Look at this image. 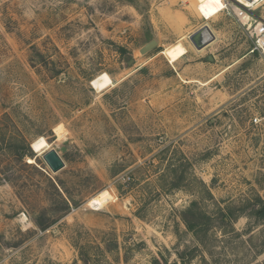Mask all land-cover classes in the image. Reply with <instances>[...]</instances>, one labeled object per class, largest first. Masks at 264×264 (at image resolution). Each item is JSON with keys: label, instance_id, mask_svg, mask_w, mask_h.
I'll list each match as a JSON object with an SVG mask.
<instances>
[{"label": "rangeland", "instance_id": "1", "mask_svg": "<svg viewBox=\"0 0 264 264\" xmlns=\"http://www.w3.org/2000/svg\"><path fill=\"white\" fill-rule=\"evenodd\" d=\"M224 1L216 15L217 0H0V119L14 123L0 133V264H173L195 245L193 202L212 215L264 201V56ZM250 9L264 20V0ZM205 25L220 43L198 50ZM175 45L187 54L170 64ZM234 229H212L192 264L261 263L264 221Z\"/></svg>", "mask_w": 264, "mask_h": 264}, {"label": "trees", "instance_id": "2", "mask_svg": "<svg viewBox=\"0 0 264 264\" xmlns=\"http://www.w3.org/2000/svg\"><path fill=\"white\" fill-rule=\"evenodd\" d=\"M8 123L11 125V127H14L12 118L9 115L5 114L0 119V133L2 132V129L9 126ZM22 143H24V141ZM1 151L3 150L0 147V152ZM27 151L30 152L29 145H27V147L25 146V149L20 146L14 151L13 154L16 158H22L26 155ZM251 201L248 200V202L252 204V209L248 211V213L244 214L243 208H240L235 212L228 206L225 208H221L220 206H218L216 212L212 215L205 211L197 209L196 203L193 202L190 207L183 212L182 220L188 232L192 234L195 240V245L190 248L186 247L185 249L176 252L177 260L173 262V264H192V261L197 258L196 255L198 253L201 254L202 251L204 253L205 250H207L206 248H208L209 246L208 243H210L211 241L209 235H213L211 234L213 231H218V233L222 235V238H225V236L230 233L234 234V223L240 217L246 216V218L253 219L255 221H264V201L260 197H257L256 201ZM212 229L213 231H211ZM247 231H250L249 234L253 232L251 230V224L248 225ZM217 240L218 238L214 236L213 241ZM256 250L257 256L264 254V248L260 247V249ZM198 257H200L202 263L206 262L204 256L199 255ZM151 264H167V262L164 261L161 257V259H153ZM257 264H264V260L261 263Z\"/></svg>", "mask_w": 264, "mask_h": 264}, {"label": "bare ground", "instance_id": "3", "mask_svg": "<svg viewBox=\"0 0 264 264\" xmlns=\"http://www.w3.org/2000/svg\"><path fill=\"white\" fill-rule=\"evenodd\" d=\"M196 1L199 4H204L207 0H196ZM259 1L261 0H250L249 2H247L246 0H237L236 3L237 5H241L244 7H256V4ZM216 6H217L216 15H218L225 8L224 0H219L218 4L216 3ZM235 7L236 6L233 5L232 9H234ZM208 40H209V34L206 31H203L200 34V37H198V41L200 43L208 41ZM161 54L168 60L170 64H173L177 62L179 59H181L182 57H184L187 54V51L182 46L175 45L171 48L165 49L164 51L161 52ZM111 200H112V197L110 196L108 191L106 190L100 191L97 194V196L91 201V207L94 210H101Z\"/></svg>", "mask_w": 264, "mask_h": 264}, {"label": "built area", "instance_id": "4", "mask_svg": "<svg viewBox=\"0 0 264 264\" xmlns=\"http://www.w3.org/2000/svg\"><path fill=\"white\" fill-rule=\"evenodd\" d=\"M224 4L226 8L225 1ZM235 6L233 9L235 18L248 31L250 38L254 41L255 50L264 56V20L256 18L251 7H244L237 3Z\"/></svg>", "mask_w": 264, "mask_h": 264}, {"label": "water", "instance_id": "5", "mask_svg": "<svg viewBox=\"0 0 264 264\" xmlns=\"http://www.w3.org/2000/svg\"><path fill=\"white\" fill-rule=\"evenodd\" d=\"M203 31H206L209 34V40L200 43L198 41V37H200V34ZM189 40L196 49L200 50V49H203L204 47H206L213 40V35H212L210 29L208 28V26L205 25L201 29L196 31L194 34H192L189 37ZM154 47H156V42L151 41L150 43H148L144 47H142L140 52L142 54H145V53L151 51ZM31 148H32V146H31ZM42 159L52 173H57L58 171H60L64 167L63 161L60 159V157L58 156V154L54 150H49L46 153H44L42 155Z\"/></svg>", "mask_w": 264, "mask_h": 264}, {"label": "crops", "instance_id": "6", "mask_svg": "<svg viewBox=\"0 0 264 264\" xmlns=\"http://www.w3.org/2000/svg\"><path fill=\"white\" fill-rule=\"evenodd\" d=\"M211 33L213 35V40L209 44H211V46H216L220 43V41H219L218 37L216 36L215 32L211 31ZM247 34H248L247 36L250 38L249 33H247Z\"/></svg>", "mask_w": 264, "mask_h": 264}, {"label": "snow or ice", "instance_id": "7", "mask_svg": "<svg viewBox=\"0 0 264 264\" xmlns=\"http://www.w3.org/2000/svg\"><path fill=\"white\" fill-rule=\"evenodd\" d=\"M219 2V0H217V3Z\"/></svg>", "mask_w": 264, "mask_h": 264}]
</instances>
